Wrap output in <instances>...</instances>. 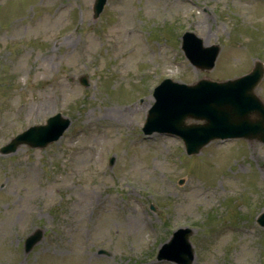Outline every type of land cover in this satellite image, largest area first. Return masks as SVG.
Segmentation results:
<instances>
[{"label": "rangeland", "instance_id": "rangeland-1", "mask_svg": "<svg viewBox=\"0 0 264 264\" xmlns=\"http://www.w3.org/2000/svg\"><path fill=\"white\" fill-rule=\"evenodd\" d=\"M93 1L0 0V148L57 112L70 121L45 148L0 152V264H177L156 254L179 227L192 229V264H264V144L188 156L179 138L141 131L163 78L264 64V0H107L96 18ZM186 32L218 45L212 69L188 62Z\"/></svg>", "mask_w": 264, "mask_h": 264}, {"label": "water", "instance_id": "water-1", "mask_svg": "<svg viewBox=\"0 0 264 264\" xmlns=\"http://www.w3.org/2000/svg\"><path fill=\"white\" fill-rule=\"evenodd\" d=\"M105 2L95 0L94 17L99 15ZM183 38V50L188 60L201 69L212 68L219 48L203 47L202 41L190 33ZM263 72L262 64L257 62L248 74L224 82L200 79L186 85L163 80L154 89V103L142 130L145 134L158 132L178 136L188 155L198 153L214 139L241 137L264 143V104L254 92ZM81 84H87L85 79ZM188 119L201 123L189 124L186 122ZM68 125L69 120L57 114L49 118L46 125L31 127L17 135L0 152H13L20 144L43 148L57 140ZM257 222L264 226V213L259 215ZM191 233L188 228L176 231L172 239L161 247L157 259L191 264L193 250L188 241ZM41 237L40 230L28 236L24 252L30 251Z\"/></svg>", "mask_w": 264, "mask_h": 264}, {"label": "bare ground", "instance_id": "bare-ground-1", "mask_svg": "<svg viewBox=\"0 0 264 264\" xmlns=\"http://www.w3.org/2000/svg\"><path fill=\"white\" fill-rule=\"evenodd\" d=\"M122 113H125V112H122ZM122 116H124L123 114H121Z\"/></svg>", "mask_w": 264, "mask_h": 264}]
</instances>
